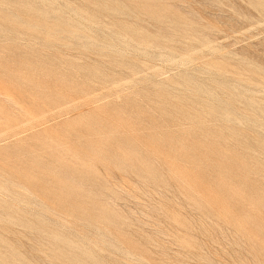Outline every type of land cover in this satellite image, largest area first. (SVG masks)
Returning a JSON list of instances; mask_svg holds the SVG:
<instances>
[{
	"label": "rangeland",
	"instance_id": "374dc122",
	"mask_svg": "<svg viewBox=\"0 0 264 264\" xmlns=\"http://www.w3.org/2000/svg\"><path fill=\"white\" fill-rule=\"evenodd\" d=\"M0 264H264V0H0Z\"/></svg>",
	"mask_w": 264,
	"mask_h": 264
},
{
	"label": "bare ground",
	"instance_id": "6f19581e",
	"mask_svg": "<svg viewBox=\"0 0 264 264\" xmlns=\"http://www.w3.org/2000/svg\"><path fill=\"white\" fill-rule=\"evenodd\" d=\"M17 219V218H16Z\"/></svg>",
	"mask_w": 264,
	"mask_h": 264
}]
</instances>
